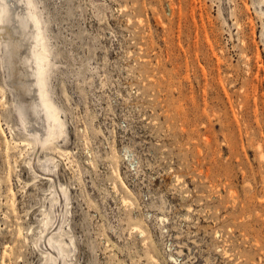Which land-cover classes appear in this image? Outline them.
Returning <instances> with one entry per match:
<instances>
[{"label": "rangeland", "instance_id": "obj_1", "mask_svg": "<svg viewBox=\"0 0 264 264\" xmlns=\"http://www.w3.org/2000/svg\"><path fill=\"white\" fill-rule=\"evenodd\" d=\"M31 3L61 128L34 148L0 66V264L47 219L66 264H264L262 0Z\"/></svg>", "mask_w": 264, "mask_h": 264}, {"label": "bare ground", "instance_id": "obj_2", "mask_svg": "<svg viewBox=\"0 0 264 264\" xmlns=\"http://www.w3.org/2000/svg\"><path fill=\"white\" fill-rule=\"evenodd\" d=\"M48 54L49 50L41 26L36 21L31 0H0V66L6 76L7 86L10 87L12 109L23 129L33 136L34 148L43 145L47 137L58 133L61 128L55 119L44 86L45 77L50 70ZM52 164V158L46 161L48 171H52ZM28 165L33 167V161L29 160ZM55 166L54 161L53 167ZM61 197L66 206L67 193L62 188L54 192L51 202L60 203ZM64 203L61 204L62 207ZM56 224L60 223L52 224L48 219L43 221L41 230L36 235L35 244L47 246L49 249L48 251L46 248L44 254L45 264H66L65 257L69 250H66V243L60 239L62 236H56L55 233L60 229ZM70 240L72 241L71 238Z\"/></svg>", "mask_w": 264, "mask_h": 264}]
</instances>
